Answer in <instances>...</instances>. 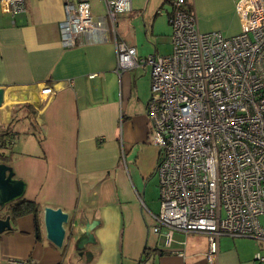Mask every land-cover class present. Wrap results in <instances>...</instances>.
Wrapping results in <instances>:
<instances>
[{"label":"crops","instance_id":"1","mask_svg":"<svg viewBox=\"0 0 264 264\" xmlns=\"http://www.w3.org/2000/svg\"><path fill=\"white\" fill-rule=\"evenodd\" d=\"M87 1L102 25L81 32L73 46L60 40L64 0H24V11L15 14L0 10V134H14L0 159L25 182L23 199L38 205L37 216L18 217L0 234V264L9 258L136 264L145 248L151 251L145 264H210L205 234L175 232L171 247L164 249L162 236L151 231L159 207L153 212L145 206L142 223L127 203L132 194L124 158L133 155V172L146 183L144 194L158 148L150 140L146 115L150 67L117 74L115 44L134 47L138 58L169 54L170 0H131V10L115 16L113 25L104 0ZM186 1L201 31L230 26L225 36L239 32L237 0ZM44 86L53 93L42 94ZM157 193L159 204L158 181ZM46 206L73 216L79 232L97 221L94 241L81 250L68 238L62 247L54 246L45 237ZM65 228L68 234L70 224ZM258 256L264 257V242L222 235L214 264H261Z\"/></svg>","mask_w":264,"mask_h":264},{"label":"built area","instance_id":"2","mask_svg":"<svg viewBox=\"0 0 264 264\" xmlns=\"http://www.w3.org/2000/svg\"><path fill=\"white\" fill-rule=\"evenodd\" d=\"M104 1L112 25L131 10V0ZM186 4L171 0L169 54L138 58L134 47L116 41L115 71L150 67L146 115L158 148L159 191L152 233L162 236L164 249L175 232L205 234L206 260L214 264L222 235L264 242V0H237L240 30L231 36L201 31ZM24 5L0 0L4 13L23 12ZM63 8V44L73 46L81 32L102 25L87 0H64ZM41 93L53 90L44 86ZM4 264L37 263L9 258Z\"/></svg>","mask_w":264,"mask_h":264},{"label":"water","instance_id":"3","mask_svg":"<svg viewBox=\"0 0 264 264\" xmlns=\"http://www.w3.org/2000/svg\"><path fill=\"white\" fill-rule=\"evenodd\" d=\"M3 90L0 89V104L2 103ZM25 182L15 177L11 166L0 162V210L7 204L23 198ZM74 217L69 216L61 208L46 206L43 209V225L46 239L54 246L60 248L66 238L73 240L76 249L81 250L86 243L93 242L91 233L97 221L88 222L83 226L82 232L73 222ZM70 224L68 234L65 224ZM11 229L10 216L0 217V234Z\"/></svg>","mask_w":264,"mask_h":264},{"label":"rangeland","instance_id":"4","mask_svg":"<svg viewBox=\"0 0 264 264\" xmlns=\"http://www.w3.org/2000/svg\"><path fill=\"white\" fill-rule=\"evenodd\" d=\"M132 1L134 2V0H132ZM146 1L147 0H143V4H145ZM166 4L170 5L171 3L168 2ZM151 12H152V10H151ZM117 16H118V14L116 15V17ZM117 21H118V19H117ZM223 21L226 25L229 22L228 19H224ZM225 24H223V25H225ZM223 28H224V29H222L223 33L221 32L223 35H226L227 30L231 29L230 26L229 27L224 26ZM145 57H147V56H145ZM151 139L152 138L150 137V140ZM125 157H126V155H125ZM132 158H133V155L128 154L127 157L124 158V160L122 162V164L124 163L123 164L124 171L125 172L127 171V175L129 178V186L131 188L130 193L132 194L129 196V198H127V199H130V201L128 200L129 202H127V203H128L129 208L131 209V212L136 214L138 216L136 218L137 219L140 218L141 222L143 223L142 218H141V213L143 215L147 214L145 206L153 212H156L158 207H159L158 193H157V177L155 175H153V173H152L150 179L147 182L146 190L143 194V190H142L143 185H145L146 183H145V181L141 180V178L140 179H139V177L137 178V176L133 172ZM137 193L139 194V196L137 199H134V198H136ZM141 201L143 203H145V205H143L141 203ZM259 221H260V224L264 227V215L259 217ZM143 225L145 226V224H143ZM147 227H148V225H147Z\"/></svg>","mask_w":264,"mask_h":264},{"label":"trees","instance_id":"5","mask_svg":"<svg viewBox=\"0 0 264 264\" xmlns=\"http://www.w3.org/2000/svg\"><path fill=\"white\" fill-rule=\"evenodd\" d=\"M171 3V0H170ZM186 10L187 11H191L193 10V8L186 4ZM170 14V12H169ZM169 14H168V18H169ZM14 137V134L11 133H1L0 134V157L2 158L3 154H4V149L9 148V145L11 144V141ZM3 150V151H2ZM0 162L1 159H0ZM5 163V162H4ZM5 210V211H4ZM1 211V210H0ZM3 214H0V217H5V216H10L11 222H13L16 218L21 217L23 215H27L32 213L33 215H38L37 211H38V205L34 202L25 200L23 198L15 200L9 204H7L4 208H3ZM11 230V229H10ZM156 250V249H155ZM159 252H162L161 250H159ZM151 251H148L146 248L143 251L144 256L142 258H140L141 261H143L144 263H146V259L148 257V255H150Z\"/></svg>","mask_w":264,"mask_h":264},{"label":"flooded vegetation","instance_id":"6","mask_svg":"<svg viewBox=\"0 0 264 264\" xmlns=\"http://www.w3.org/2000/svg\"><path fill=\"white\" fill-rule=\"evenodd\" d=\"M0 212H3V209Z\"/></svg>","mask_w":264,"mask_h":264}]
</instances>
